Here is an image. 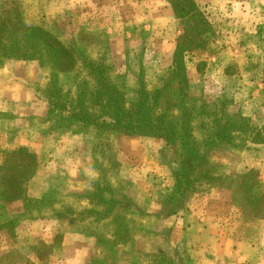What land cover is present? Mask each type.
<instances>
[{
  "label": "rangeland",
  "instance_id": "374dc122",
  "mask_svg": "<svg viewBox=\"0 0 264 264\" xmlns=\"http://www.w3.org/2000/svg\"><path fill=\"white\" fill-rule=\"evenodd\" d=\"M193 1L0 0V264H264V0Z\"/></svg>",
  "mask_w": 264,
  "mask_h": 264
},
{
  "label": "trees",
  "instance_id": "16d2710c",
  "mask_svg": "<svg viewBox=\"0 0 264 264\" xmlns=\"http://www.w3.org/2000/svg\"><path fill=\"white\" fill-rule=\"evenodd\" d=\"M166 1L170 4L172 11L177 18L179 19L189 18V19L197 21L198 23L203 22V18L193 0H166ZM23 29H24L23 36H25L28 39H30L31 37L33 39L38 38L41 41V43L47 49L46 50L47 54L50 55V58L55 63L59 62L60 60H67L65 51L62 48H59V49L55 48V46L59 47L58 46L59 44L55 41L54 42L51 41V38H50L51 36L46 30L40 27H36V26H26ZM204 30L205 28H203L201 32ZM185 45H188V43H184V41H179L177 44L176 53L182 54V52L184 51L183 48H185ZM33 55L34 54H30V57ZM16 56H19V55L16 54ZM12 154H14V156L24 155V157L21 156L19 158L20 161L18 162V164H15L13 166L8 165L9 169L10 168L15 169L13 174L10 176V181L11 182L13 181L12 184H14L15 180L23 181L27 179L28 177L32 176L36 172V161H35L34 156L29 154L26 148H19L11 152L10 155ZM23 158H25L24 161H23ZM14 159L16 158L14 157ZM6 162L7 161H5V163L0 166V170L3 167H5ZM8 189L9 187L7 186V188L4 190L5 198L9 197L10 199L13 198L16 200L21 199V198H26L25 196H23V194L20 191L18 192L20 187L17 184V181L15 182V186L13 187L12 194H10V190Z\"/></svg>",
  "mask_w": 264,
  "mask_h": 264
},
{
  "label": "crops",
  "instance_id": "0c3cea01",
  "mask_svg": "<svg viewBox=\"0 0 264 264\" xmlns=\"http://www.w3.org/2000/svg\"><path fill=\"white\" fill-rule=\"evenodd\" d=\"M92 239H94V241H95V237L94 236L92 237Z\"/></svg>",
  "mask_w": 264,
  "mask_h": 264
}]
</instances>
